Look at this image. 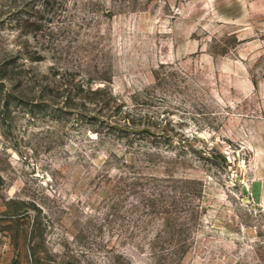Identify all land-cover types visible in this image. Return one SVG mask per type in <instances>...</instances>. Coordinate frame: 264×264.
Returning <instances> with one entry per match:
<instances>
[{"label":"rangeland","instance_id":"obj_1","mask_svg":"<svg viewBox=\"0 0 264 264\" xmlns=\"http://www.w3.org/2000/svg\"><path fill=\"white\" fill-rule=\"evenodd\" d=\"M0 264H264V0H0Z\"/></svg>","mask_w":264,"mask_h":264}]
</instances>
